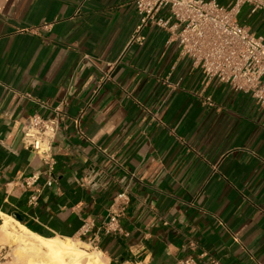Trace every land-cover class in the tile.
I'll return each mask as SVG.
<instances>
[{
  "label": "crops",
  "instance_id": "obj_1",
  "mask_svg": "<svg viewBox=\"0 0 264 264\" xmlns=\"http://www.w3.org/2000/svg\"><path fill=\"white\" fill-rule=\"evenodd\" d=\"M134 2L0 0V224L78 240L106 264H264V107L206 82L167 29L130 43ZM245 9L264 40V11ZM60 103L47 187L21 129Z\"/></svg>",
  "mask_w": 264,
  "mask_h": 264
},
{
  "label": "built area",
  "instance_id": "obj_2",
  "mask_svg": "<svg viewBox=\"0 0 264 264\" xmlns=\"http://www.w3.org/2000/svg\"><path fill=\"white\" fill-rule=\"evenodd\" d=\"M134 5L139 22L130 43L141 45L144 40L141 32L146 27L167 29L181 55L190 60L193 68L201 71L206 82L223 83L235 92L250 94L264 107V91L261 88L264 78V40L238 22V15L244 6L250 8L251 15L264 11V0H233L227 7L220 6L214 0H135ZM164 9L168 11V17L158 18ZM63 104L53 108L52 118L30 116L21 129L23 146L47 167V187L54 183L52 144L64 113ZM205 104L212 106L209 99L205 100ZM39 178V174H34L25 179L24 185L31 187ZM126 198L125 193L117 197L123 202ZM116 223L117 214L113 213L103 226L104 232L109 234L118 231ZM91 227V222L84 223L81 235H86ZM172 264L196 263L187 257ZM210 264L219 263L212 261Z\"/></svg>",
  "mask_w": 264,
  "mask_h": 264
},
{
  "label": "bare ground",
  "instance_id": "obj_3",
  "mask_svg": "<svg viewBox=\"0 0 264 264\" xmlns=\"http://www.w3.org/2000/svg\"><path fill=\"white\" fill-rule=\"evenodd\" d=\"M13 242L10 264H106L99 251L75 239H43L11 218L3 217L0 242Z\"/></svg>",
  "mask_w": 264,
  "mask_h": 264
},
{
  "label": "rangeland",
  "instance_id": "obj_4",
  "mask_svg": "<svg viewBox=\"0 0 264 264\" xmlns=\"http://www.w3.org/2000/svg\"><path fill=\"white\" fill-rule=\"evenodd\" d=\"M15 248L13 242L4 243L3 241L0 242V264H10L12 263V250ZM88 251H95L93 248H89Z\"/></svg>",
  "mask_w": 264,
  "mask_h": 264
},
{
  "label": "trees",
  "instance_id": "obj_5",
  "mask_svg": "<svg viewBox=\"0 0 264 264\" xmlns=\"http://www.w3.org/2000/svg\"><path fill=\"white\" fill-rule=\"evenodd\" d=\"M246 6H244L242 9H241V11H240V13H239V15H238V22L240 23V24H243L242 23V21L244 20V18H246V15H247V11H246Z\"/></svg>",
  "mask_w": 264,
  "mask_h": 264
},
{
  "label": "water",
  "instance_id": "obj_6",
  "mask_svg": "<svg viewBox=\"0 0 264 264\" xmlns=\"http://www.w3.org/2000/svg\"><path fill=\"white\" fill-rule=\"evenodd\" d=\"M14 218L17 219V220H19V217H17V216H15Z\"/></svg>",
  "mask_w": 264,
  "mask_h": 264
}]
</instances>
